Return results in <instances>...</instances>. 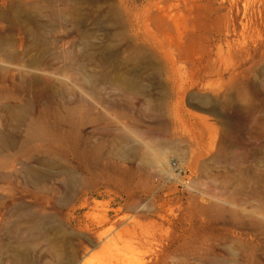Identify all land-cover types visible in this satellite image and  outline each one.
I'll return each instance as SVG.
<instances>
[{
  "label": "rangeland",
  "instance_id": "rangeland-1",
  "mask_svg": "<svg viewBox=\"0 0 264 264\" xmlns=\"http://www.w3.org/2000/svg\"><path fill=\"white\" fill-rule=\"evenodd\" d=\"M0 264H264V0H0Z\"/></svg>",
  "mask_w": 264,
  "mask_h": 264
},
{
  "label": "bare ground",
  "instance_id": "bare-ground-1",
  "mask_svg": "<svg viewBox=\"0 0 264 264\" xmlns=\"http://www.w3.org/2000/svg\"><path fill=\"white\" fill-rule=\"evenodd\" d=\"M77 1V0H76ZM122 84V83H121ZM122 87H127V88H130V85L126 82H124V84H122ZM26 173L31 177V178H35L39 175V172L37 169L35 168H27L26 170ZM61 255V254H60Z\"/></svg>",
  "mask_w": 264,
  "mask_h": 264
}]
</instances>
